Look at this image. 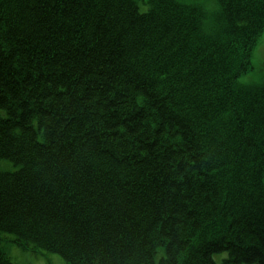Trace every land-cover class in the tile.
<instances>
[{"label":"trees","instance_id":"16d2710c","mask_svg":"<svg viewBox=\"0 0 264 264\" xmlns=\"http://www.w3.org/2000/svg\"><path fill=\"white\" fill-rule=\"evenodd\" d=\"M146 5L0 0V264H264V0Z\"/></svg>","mask_w":264,"mask_h":264},{"label":"rangeland","instance_id":"374dc122","mask_svg":"<svg viewBox=\"0 0 264 264\" xmlns=\"http://www.w3.org/2000/svg\"><path fill=\"white\" fill-rule=\"evenodd\" d=\"M140 2V10L146 12L148 6L146 1L138 0ZM188 4H199L204 6L208 10H214L217 7V0H181ZM253 57L255 58L256 72L251 74L244 81H256L262 82L264 80V33L258 40V43L254 49ZM18 167L11 161L0 160V170L2 171H15ZM3 243L1 246L7 251L9 257L15 264H66L65 260L54 253L47 251H34V248L28 250L19 248L16 243H8L10 239H14L13 235L3 234ZM227 256V253H219L214 256L215 260L220 263L223 258Z\"/></svg>","mask_w":264,"mask_h":264}]
</instances>
